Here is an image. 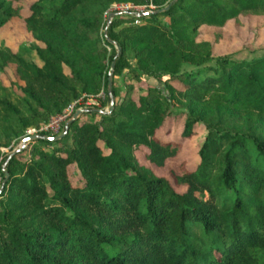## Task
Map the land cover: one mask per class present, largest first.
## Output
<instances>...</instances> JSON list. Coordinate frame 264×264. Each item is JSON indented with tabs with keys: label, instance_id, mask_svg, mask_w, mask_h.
I'll use <instances>...</instances> for the list:
<instances>
[{
	"label": "trees",
	"instance_id": "1",
	"mask_svg": "<svg viewBox=\"0 0 264 264\" xmlns=\"http://www.w3.org/2000/svg\"><path fill=\"white\" fill-rule=\"evenodd\" d=\"M113 3L171 4L106 28ZM249 15L264 24V0H0L39 60L0 42V148L80 98L110 102L115 64L110 112L1 158L0 264H264V54L215 45ZM179 120L182 139L203 131L198 161L167 177L181 143L158 132Z\"/></svg>",
	"mask_w": 264,
	"mask_h": 264
},
{
	"label": "rangeland",
	"instance_id": "2",
	"mask_svg": "<svg viewBox=\"0 0 264 264\" xmlns=\"http://www.w3.org/2000/svg\"><path fill=\"white\" fill-rule=\"evenodd\" d=\"M23 14L24 15L27 14L26 9L23 11ZM104 17L108 20L109 15L108 16L104 15ZM135 22L138 23L139 21L135 20ZM119 26H122V23L118 24L117 27ZM210 36H211L210 34H203L201 35L200 38L210 39ZM215 36L217 37V40L215 41V45L218 53L221 54L226 53L235 56H249V57L261 56L262 54H264V24H262L261 21L256 16L253 15L240 16L238 23L234 21H229L225 26L224 30L222 31V33L216 34ZM31 39H32L31 35L25 30L22 24L8 23L3 27H0V42L4 41L7 45L15 49L20 48L21 50H28L29 49L28 44L31 41ZM28 52L30 55L33 56V58L37 62H39V60L34 56V54L30 50H28ZM130 61L132 63L134 62V59L131 56H130ZM115 80L117 81V83L121 82V78L119 76H116ZM149 81L154 83V80L149 79ZM4 83L8 84V80L4 79ZM2 93L3 91L0 88V94ZM101 93L103 94L101 99H103L104 101L102 107H101V104L103 103L102 100L96 98L95 100H89L90 104L87 103L81 104L82 109H88L93 106L95 108H99L103 110L109 109V102L108 101L105 102L104 100L105 99L104 92L100 91L96 95ZM11 96L12 98H14L13 94ZM24 112H26V110H24ZM50 118L46 123H43L41 125H37V123H33V125L30 127L39 128L43 125H46L49 123ZM84 118L85 116L80 115L78 117V120H83ZM181 129H182V123L181 120H179L178 124L176 126L171 127L168 133L162 130L158 132V134L164 139L176 140V141H180L181 143L180 152L175 158L171 159L168 162L167 164L168 169L158 171V174L160 175L170 177V172H169L170 170H173L175 172H180L179 165L183 161L186 163L187 168L192 169L198 161L197 149L201 143L200 141L203 137V131L198 130V132H196V134H194L192 137L182 139L180 136ZM63 130H64V124L63 126H61V129L58 134L62 133ZM19 141L20 139L16 142H13L10 146H2L0 148V160L5 154L9 155L14 145ZM137 155L141 160V162L145 163L143 160L142 149L137 151ZM70 171L72 173L74 170L71 169ZM71 178L73 182L77 180V178L73 174ZM178 190H182V188H178Z\"/></svg>",
	"mask_w": 264,
	"mask_h": 264
},
{
	"label": "built area",
	"instance_id": "3",
	"mask_svg": "<svg viewBox=\"0 0 264 264\" xmlns=\"http://www.w3.org/2000/svg\"><path fill=\"white\" fill-rule=\"evenodd\" d=\"M154 6L152 4L149 5H134L132 3H113L110 7V9L104 14L105 16H108L110 12H127L130 11L132 14L136 15L140 12H145L149 9H153ZM102 94V93H101ZM98 94L96 96H86L85 99H78L76 101H73L71 104H69L67 107L63 109V111L57 115H53L50 118V121L48 124L43 125L39 128L35 127H29L26 130V135H34V134H40L42 132H48L50 135H57L61 129V126L69 119V117L75 112L76 109L81 107V104L87 103L90 104L89 100H95L96 98H101L103 94ZM84 101V102H83ZM25 135V136H26Z\"/></svg>",
	"mask_w": 264,
	"mask_h": 264
},
{
	"label": "water",
	"instance_id": "4",
	"mask_svg": "<svg viewBox=\"0 0 264 264\" xmlns=\"http://www.w3.org/2000/svg\"><path fill=\"white\" fill-rule=\"evenodd\" d=\"M170 4L171 3H169L167 6H165L163 8L152 9V10H147L145 12L137 13L136 16H143V15H146V14H149V13H160V12H162L164 10H167L169 8ZM114 15H115V12H110L109 13V17H108V20H107L106 28H107L108 24L110 23L111 18ZM106 28H105V31H104L105 35H107ZM112 43L116 46L117 55H119L120 48L117 46L116 42L112 41ZM114 67H115V64L113 62L111 64V67H110L109 72H108V92L110 93L109 109L103 110V109L97 108V110L99 112H110L113 109V103L114 102H113V98L111 96V88H112V83H113ZM85 110L86 109H80V108L76 109L75 112L69 117V119L67 121H65L63 132L58 134V135H44V136H41L39 134H34V135H26V136L22 137L20 139V141L14 145V147L12 148L11 152L8 155V158H10L12 155L24 150L29 142H32V141H34L36 139L42 138L44 140H51V141L59 140L60 138H62L67 133V131L69 129V125L71 123H73L74 121H76L78 119V117L81 115V113H83ZM2 169H3V171H5V177H8V172L5 169V163L3 164Z\"/></svg>",
	"mask_w": 264,
	"mask_h": 264
}]
</instances>
